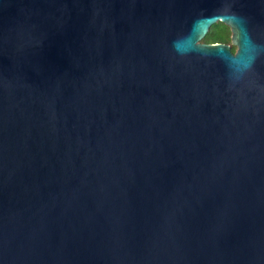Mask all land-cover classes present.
<instances>
[{"label":"water","instance_id":"obj_1","mask_svg":"<svg viewBox=\"0 0 264 264\" xmlns=\"http://www.w3.org/2000/svg\"><path fill=\"white\" fill-rule=\"evenodd\" d=\"M0 264H264V0H0Z\"/></svg>","mask_w":264,"mask_h":264},{"label":"trees","instance_id":"obj_2","mask_svg":"<svg viewBox=\"0 0 264 264\" xmlns=\"http://www.w3.org/2000/svg\"><path fill=\"white\" fill-rule=\"evenodd\" d=\"M216 25L217 27L221 29V35L214 36V33L210 32V28H209L208 32L201 39V43H204V44H215V43L227 44L228 43V36H229L228 29L220 23H216ZM212 27H214V25H212L211 28ZM230 52H233V48H230Z\"/></svg>","mask_w":264,"mask_h":264},{"label":"rangeland","instance_id":"obj_3","mask_svg":"<svg viewBox=\"0 0 264 264\" xmlns=\"http://www.w3.org/2000/svg\"><path fill=\"white\" fill-rule=\"evenodd\" d=\"M210 32L214 33V36H220L221 35V29L219 27H217L216 24H214V27H210ZM201 43V41H200ZM225 45H229V36H228V43ZM230 48H233L232 46H230ZM234 51V48H233Z\"/></svg>","mask_w":264,"mask_h":264}]
</instances>
